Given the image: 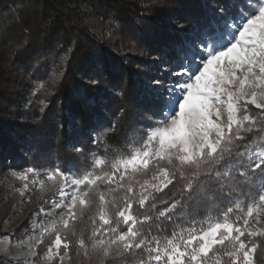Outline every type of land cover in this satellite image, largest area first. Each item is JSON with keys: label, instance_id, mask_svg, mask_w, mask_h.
Segmentation results:
<instances>
[{"label": "snow or ice", "instance_id": "6c2138e0", "mask_svg": "<svg viewBox=\"0 0 264 264\" xmlns=\"http://www.w3.org/2000/svg\"><path fill=\"white\" fill-rule=\"evenodd\" d=\"M171 3L150 22L152 35L132 37L129 48L150 57L152 74L112 84L116 96L132 98L136 119L122 106L90 123V145L120 133L125 150L109 160L77 142L63 166L9 170L21 195L53 194L39 209L53 217L47 226L15 244L0 238L15 264H72L74 256L78 264H256L264 247V0ZM107 71L102 52L86 61L85 91H108ZM93 206L85 236L76 222Z\"/></svg>", "mask_w": 264, "mask_h": 264}, {"label": "trees", "instance_id": "16d2710c", "mask_svg": "<svg viewBox=\"0 0 264 264\" xmlns=\"http://www.w3.org/2000/svg\"><path fill=\"white\" fill-rule=\"evenodd\" d=\"M173 7L171 0H0V171L6 161L10 169L27 164L63 166L72 154L71 145L77 142L109 160L125 150L120 133L112 134L107 145H90V123L111 120L122 106L136 119L140 110L133 107L132 98L116 96L112 84L121 76L129 84L146 79L144 73L152 74L145 67L151 64L150 57L129 51L135 43L132 37L152 35L150 22ZM92 20L107 22L101 33L90 25ZM97 52L107 60L106 82L101 87L108 91H85L82 68ZM57 63H63L62 75L49 89H40L29 103V79L38 74L44 80ZM41 100L47 105L43 111ZM91 164L89 154L82 165ZM41 195L39 192L33 199L34 206L48 208L44 199L52 198V192L44 199ZM17 196L0 189V205L5 202L0 206L1 220L14 213L20 200ZM94 211L93 206L85 219L76 222L78 233L83 229L87 235V216ZM26 223L27 219L23 229H27ZM15 235L21 238L23 232ZM53 238L54 233L46 235L45 243ZM39 250L42 256L46 248L41 245ZM4 262L5 257L0 256V264ZM72 264H78L75 256ZM256 264H264V247L258 249Z\"/></svg>", "mask_w": 264, "mask_h": 264}, {"label": "rangeland", "instance_id": "374dc122", "mask_svg": "<svg viewBox=\"0 0 264 264\" xmlns=\"http://www.w3.org/2000/svg\"><path fill=\"white\" fill-rule=\"evenodd\" d=\"M106 24L107 22H102L101 20L90 21V25H92L93 28L97 29L100 33L102 32ZM62 67H63V63L55 64L51 68V71L48 74H46V78L44 80H42L38 74L35 75L32 79H29L27 84L28 99L30 100V98L32 99L34 97L32 93L35 89L38 88V85L41 83L45 85L43 89H49L52 83L58 80L59 77L62 75V71H63ZM84 83L85 84L88 83L87 79H85ZM9 170L10 168L8 167V162L6 161L0 171V189H2L3 192L8 195L17 194L18 195L17 198H20V200L17 207L14 209V213L11 214V216H9L4 220L0 219V238H6L8 241H11L13 244H15L20 240H26L28 236L32 234V229L35 225L47 226L51 222V219L53 217H49L43 213H39L40 207L34 206L33 199L37 197L38 193L40 192L39 190L33 189L30 191H24L23 195H21V191H17V189L22 190V182L15 179L10 174ZM4 204L5 202L1 203V205ZM49 208L50 206L45 209H49ZM1 209L2 208L0 207V210ZM54 211H59V210H54ZM25 219H27V223H26L27 229H23L25 225L23 224ZM259 226L264 227V224ZM21 231L23 232L22 237L21 238L16 237L15 234ZM0 256L5 257L4 264H15V261H12L10 257L4 255L2 251H0ZM42 257L43 255L41 256V258ZM41 264H44L42 259H41Z\"/></svg>", "mask_w": 264, "mask_h": 264}]
</instances>
